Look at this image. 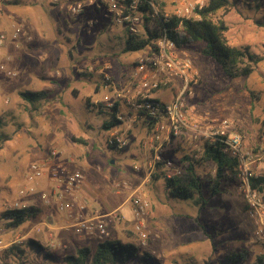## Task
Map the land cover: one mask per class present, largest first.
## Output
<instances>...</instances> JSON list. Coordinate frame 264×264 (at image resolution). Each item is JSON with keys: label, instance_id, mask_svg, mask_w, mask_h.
Returning a JSON list of instances; mask_svg holds the SVG:
<instances>
[{"label": "rangeland", "instance_id": "rangeland-1", "mask_svg": "<svg viewBox=\"0 0 264 264\" xmlns=\"http://www.w3.org/2000/svg\"><path fill=\"white\" fill-rule=\"evenodd\" d=\"M156 1V9H162L165 16L176 15L181 7L189 3L200 2L203 8L209 3V0ZM230 2L231 5L227 9L213 15V21L225 24V36L231 46L249 48L251 53L264 58V0ZM43 3L44 5L40 3L42 7H39V2L21 4L20 0H15L0 5V30L9 36L6 45H12L17 51L25 49L26 52L47 49L48 59L54 65L50 66L47 58L41 57V62L31 70L22 69L18 68L20 63L13 62L14 59L7 60L10 54L0 53V120L5 124L0 126V264H37L40 261L45 263L43 252L37 247H26L27 252L23 256L9 251L14 245H24L27 240L33 239V231L28 229L25 232L10 227L2 215L6 210H11V202L25 181L24 175L29 166L22 165L28 164V147L34 144L29 140L28 129L32 133L35 131L36 135L42 131L35 119L40 106L46 104V101L21 98L20 91L41 92L46 84L42 81L44 77L54 76L57 79L59 74L60 80H63L62 66L71 69L73 80L68 85L81 90L80 96L75 97L65 87L61 94L63 104L72 108V116L79 125L80 134L85 136L86 133L90 137L92 146L85 151L87 158L90 156L94 168L99 169L102 180L97 176H89L87 167L78 170L86 178L88 189L93 192L91 195L98 199L94 204L99 213L113 211L119 207L118 211L124 218L123 222L112 221L108 224L109 236L102 239L97 236L89 237L93 241L89 243L91 249L94 251L95 243L101 241L131 243L138 246L142 252L150 254L153 264H218L227 254L246 251L247 264H255L257 258L264 255V242L254 236L252 217L237 186H224V192L212 198L207 208L201 209L195 206L193 200L182 201L169 196L163 177L174 175L176 170L165 169L162 162L160 166L157 164L153 174L159 175V178L151 179L150 183L144 186L142 183L116 180L121 173L131 172L135 166L144 168L145 162L135 157L133 144L138 136H131L135 131L126 133L129 144L123 151L111 149L108 145L111 133L103 129V123L110 120L111 111L107 109L103 98L111 94L102 86L107 76L118 89L125 88L130 83V76L136 65L150 57V51L124 54L123 49L129 33L124 25L116 23L114 16L103 6H99L98 12L87 8L81 14L75 15L69 12L67 4L57 6ZM29 8H32V17L38 21L41 19L42 22L37 28L42 34L49 35L46 42L37 36L39 30L31 28L28 22ZM15 24L22 26L26 33L18 40L11 39ZM136 35H145L144 20L139 24ZM4 48H0V52ZM177 54L191 59L199 74V86L193 89V95L188 99L193 115L231 119L242 134L247 150L253 155H258L259 137L264 124V60L249 77L233 79L228 77L216 62L201 56L199 47L177 49ZM9 73H16L17 76H9ZM21 77L31 79L33 83L17 85ZM171 84H174V81ZM169 88L170 86L163 88L155 97L160 102L171 101L172 95L163 92ZM88 102L91 106H88ZM47 104L51 109L56 106L52 101ZM145 122L142 120L138 124L143 132H146V126L143 124ZM86 124L90 126L89 131L85 128ZM165 124L166 121H162V125ZM23 127L26 128V133L23 134L25 140L21 142L16 138L17 131ZM191 134L192 131H185L177 140L180 148L177 150L175 168L180 160H184L185 155L197 160L202 157L207 141L202 138L195 148L189 144ZM71 144L72 147H78L77 144ZM59 149L48 140L42 143L43 154L47 158ZM78 170L73 171L79 172ZM197 170L202 177L209 180L215 175L216 166L213 163H203L197 166ZM254 171L258 177H262L264 165L258 163ZM117 184L121 185V195L114 194ZM140 187L148 193L151 203V211L146 218L149 239L145 245L133 231L135 218L130 202L133 192ZM262 196L264 198V194ZM126 198L128 202H125ZM66 233V237L55 242L53 248L44 246L46 251L53 252L59 263L64 256L75 255L79 245H84L77 242L73 228L66 230Z\"/></svg>", "mask_w": 264, "mask_h": 264}, {"label": "built area", "instance_id": "built-area-1", "mask_svg": "<svg viewBox=\"0 0 264 264\" xmlns=\"http://www.w3.org/2000/svg\"><path fill=\"white\" fill-rule=\"evenodd\" d=\"M15 0H0L4 2ZM52 5L67 4L69 12L81 14L87 8H93L97 12L99 6L105 7L106 11L113 15L117 24L124 25L131 35L138 33V26L144 20V16H150L149 12H143L139 7L144 5L143 0H50ZM74 4V5H73ZM153 10V18L159 16V11L154 3H150ZM200 2L189 3L181 7L176 16L185 20H200L198 10H202ZM169 17V16H165ZM26 35L24 28L13 25L12 40H18ZM9 36L0 30V48L5 47ZM157 49L150 51V57L138 63L130 76V83L125 88L118 89L110 77L104 80V89L110 91V96L104 100L112 109L117 105V119L121 124L135 123L138 119H152L156 122L152 130H148L145 138L140 142L144 150L154 152L153 162L149 164V176L157 164L162 162L165 169H175L173 177L180 173V167H176L173 161L163 160L161 150L176 140L180 139L185 131H192L189 144L198 147V141L202 138L209 144H220L221 152L237 163L239 176L238 190L248 207L253 220L254 236L264 242V198L257 189L252 186V179L258 178L254 171L260 163L264 165V124L259 137V153L253 155L247 150L242 134L235 123L229 118L214 119L208 116L196 117L188 104V99L193 95V89L199 86V74L191 59L177 54V47L166 38L156 43ZM7 60H11L10 57ZM15 77L16 73H9ZM175 80H180L182 86L170 102H160L155 96ZM162 121L167 124L162 125ZM129 127L128 125H126ZM125 131H114L108 141L110 147L118 151L124 150L129 142ZM56 152H53L55 155ZM47 166L41 163H33L26 172L25 179L28 186L21 187L11 202L12 210H25L30 208L27 199L39 194L41 201L47 207L56 205L61 213L70 216L79 213L72 228L79 235L90 237L97 236L99 239L109 236L108 224L112 221H120L118 213L105 216L84 218L80 215L87 209V202L78 194L81 183L84 180L80 172L65 173L59 169H53L49 173L53 185L51 192H39L37 184L47 175ZM117 193H120L121 185H115ZM69 197V198H68ZM131 208L134 215L133 231L139 240L145 245L149 239L146 230V218L151 211V203L145 192L135 189L130 198Z\"/></svg>", "mask_w": 264, "mask_h": 264}, {"label": "trees", "instance_id": "trees-1", "mask_svg": "<svg viewBox=\"0 0 264 264\" xmlns=\"http://www.w3.org/2000/svg\"><path fill=\"white\" fill-rule=\"evenodd\" d=\"M151 2L157 4L156 0H143L144 5L139 7L140 10L152 15ZM230 5V0H209L205 8L198 10L201 16L200 20L180 19L176 15L165 17L162 9L159 11L158 17L144 16L145 35L139 37L129 34L123 53L146 51L150 48L156 50V43L166 38L178 49L199 47V54L216 62L230 78L249 77L264 58L251 53L249 48L240 49L231 46L225 36L227 31L225 24L215 23L212 19L218 11L227 9ZM43 95L44 93L21 94L22 98L30 101L41 98ZM88 106H91L89 102ZM117 109V105H115L111 109L110 120L103 123L105 131H110L121 124V121L117 119ZM145 124L150 131L156 122L148 119ZM1 125L5 124L0 120ZM73 142L87 145V142L82 138H73ZM110 148L116 150L114 147ZM203 163H213L216 166L215 175L209 180L198 173L197 166ZM179 167V174L173 177H163L169 196L182 201L193 200L195 205L201 209L207 208L213 197L222 194L224 186L229 184L238 187L239 184L237 163L221 152L219 143H205L201 159L185 157L184 161L179 163ZM252 186L263 195L264 175L253 178ZM38 214V209L30 207L25 210L8 209L2 216L8 221L10 227L18 229L28 220L36 218ZM26 247H37L43 252L45 263L40 261L37 264H153L150 254L142 252L134 244L119 241H101L94 251L89 247L78 248L75 255L64 256L61 263L57 261L52 252L46 251L41 243L31 239L27 240L24 245H14L9 251L23 256L27 252ZM247 263L248 252L246 251L232 252L218 261V264ZM255 264H264V255L259 256Z\"/></svg>", "mask_w": 264, "mask_h": 264}, {"label": "crops", "instance_id": "crops-1", "mask_svg": "<svg viewBox=\"0 0 264 264\" xmlns=\"http://www.w3.org/2000/svg\"><path fill=\"white\" fill-rule=\"evenodd\" d=\"M31 1L32 2H39V5H40L39 7H42V5H44L43 2H46L49 5H51L50 0H20V3L26 4L27 2L30 3ZM31 9L32 8H29V11H28V13H29L28 22H29L32 29L36 28V30H39V28H37V25L39 23L41 24L42 21H41V19L38 21L37 18L31 16L32 15ZM40 33H41V31L39 30L37 32V34H38L37 36H39L40 39H43L46 42L49 39V35L48 34H42V33L40 34ZM35 37H36V35H35ZM26 51L27 50H25V49H23L22 51H17L14 49V47L12 45L9 44L8 46L6 45L5 48L0 53L2 55H4V52H5V54H10L11 56H9V57L12 58V60L14 59L13 62L15 64L17 62L20 63L18 68L21 67L22 69H30L31 70L35 65H38L41 62V57L47 58L50 66L54 67V65L51 63V60L48 59L49 55L46 52L47 49H43V50L40 49V50H36L34 52H29V51L26 52ZM62 67L64 68V73H63L64 79L63 80H60L61 75L58 76L59 74H57V79H55L54 76L42 78V81H44V83H46V84L43 86L44 89L38 93H44V95L41 96V98H38L36 100L37 101H46V104H44L43 106H40V108L38 109L37 117L35 119L38 122V124L41 126L42 131L39 133V135L38 134L36 135L35 131H34V133H32L28 129V131L30 132L29 133L30 134L29 140L32 141L34 144H32L31 146L28 147L29 154L26 156V163H28V164L22 165V166H29L30 167V165L33 163H41V164H45V166H47V168H48L47 169V175L41 181H39L37 184L39 192H51L52 191L53 185L50 181L49 173L53 169H59V170L64 171V172L67 171V172L72 173V172H74L73 170H75V169L78 170L80 168L87 167L89 176L90 175L92 177L97 176V178H99L100 177L99 174H101L98 168H94V165L89 158L90 156H88V158H87V154H86L87 150L86 149H89L92 146L90 137L86 133H85V136L80 134V132L78 131L79 125H78L76 119L72 116V108L70 106H65L63 104L61 94L63 93L65 87L70 91L71 95H73L75 97L80 96L81 90L68 85V83H70L73 80V76L70 74L71 69H69L66 66H62ZM24 78H26V77L19 78L17 85H24L27 83H33V81H31V79L26 78V81H25ZM181 86H182V82L180 80H175L174 84L170 85V88H169L170 91L168 89V90H165L163 92H166L167 94H171L172 99H173L175 97V95L177 94L178 89L181 88ZM102 88H104V85L102 86ZM159 92H162V91L160 90L157 93H159ZM22 93H29V92L28 91L25 92V90L20 91V96ZM157 93H155L154 96ZM34 94H36V93H34ZM90 97H91V95L88 98H90ZM94 97L96 98V96H94ZM21 98H22V96H21ZM36 100H34V101H36ZM49 101H52L55 103L56 106L53 109H51V107H48V106H50L49 104H47ZM104 102L106 103L107 109L111 111V109L107 105V102L105 100H104ZM164 102H170V101H164ZM21 104H23L22 100H21ZM73 112H74V110H73ZM140 121H142V120L138 119L133 124L132 123L126 124L129 127H127L125 124L124 125L119 124L118 126L114 127L113 129H111L108 132L112 134L114 131L115 132L116 131H125V132L135 131L131 134L132 137L135 136L136 134L138 137L141 136L140 140L137 137V140L134 142L133 147L135 148V157L143 159L145 162V167L141 169L140 167L135 166L131 172L129 171V172L121 173L119 176H117L116 180L117 181L121 180V181H125V182L129 181V183L131 182L133 184H141L142 183L141 185L144 186V185L150 183L151 179L156 180L157 178H159L158 177L159 175L158 176L153 175L154 171H155V169H154L152 172V175L149 176V164L153 162L154 152L147 151V150L144 151V149L141 147L140 142L147 135L148 128H147V125L145 123H143L146 126V132H143V130H141L140 127L138 126ZM85 126H86L85 128H87L86 130L89 131L90 126L88 124H86ZM25 133H26L25 127H23V129L18 130L17 131L18 137L16 139H18V141H21V142L24 141L25 136H23V134H25ZM73 138H82L87 142V145L74 143ZM44 140H48V141L52 142L54 146L60 148L59 150L53 151V152H56L55 156L52 153L51 157H49V158L45 157V155L43 154V150H42V143ZM9 142H11V141H8V143ZM71 143L77 144L78 147H72L73 145ZM80 146H82V148L84 150ZM179 148L180 147H179L178 141L176 140L172 144L165 147L164 150H161V152H160L161 158L164 160H170V161L176 162L178 159V151L177 150ZM138 149H140V150H138ZM163 152H164V155H162ZM169 155L171 156L170 158H169ZM174 155H176L177 157L174 158L173 157ZM165 156H168V158L166 159ZM185 157H188V156L185 155ZM185 157H184V159H185ZM88 162H89V166H88ZM180 162H181V160L177 164L178 167H179ZM90 164L92 166H90ZM159 166H160V163H159ZM78 171L80 172V170H78ZM25 175H26V173H25ZM25 175H24V178H25ZM85 180H86V178H84L83 182L81 183L80 188L78 190V194L87 202V209L84 212H81L80 215L84 218H91L94 216H105V215L112 214V213H118L121 220L115 221V222H123L124 218L120 215V213L118 211L119 207L113 211H106L104 213H99L98 208H96V205L94 204L98 201V199H95V195H91V194H93V192L89 191L88 185H87ZM99 180H102V177H100ZM164 182H165V180H164ZM24 186H28L26 179H25V181H23L20 188L24 187ZM141 189L143 190V188H141ZM114 194L115 195H121L120 193H117V191L114 192ZM145 194L148 197V193L145 192ZM108 198L110 200H113L112 197H108ZM27 201L30 204V207H33V208L39 210V214L36 218H32V219L28 220L25 224H23L18 229H22V231H25V232L28 229L33 231V239H31V240H35V241L41 243L43 246L47 245V246L53 248L55 242L57 243L58 241H60V239L63 240L66 237L65 235H67L66 230L72 229L73 223H75L76 218L79 217V213L77 214V211H75V214H73V216H70V214H68V213H61L58 210L56 205H53L51 207L45 206L43 204V202L41 201L40 197L38 196V194L29 197L27 199ZM125 202H128V198L125 199ZM74 236L76 237L77 242L84 244V245H79V248H83V247L91 248L89 246V243L90 242L93 243V241L90 240V238H89L90 236L83 235V234L79 235L77 233H75ZM98 243L99 242L95 243L96 246L98 245Z\"/></svg>", "mask_w": 264, "mask_h": 264}]
</instances>
